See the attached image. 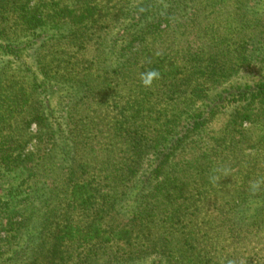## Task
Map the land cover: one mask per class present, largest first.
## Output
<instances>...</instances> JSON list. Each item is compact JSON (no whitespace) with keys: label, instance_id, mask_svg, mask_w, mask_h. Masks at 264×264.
Wrapping results in <instances>:
<instances>
[{"label":"trees","instance_id":"trees-1","mask_svg":"<svg viewBox=\"0 0 264 264\" xmlns=\"http://www.w3.org/2000/svg\"><path fill=\"white\" fill-rule=\"evenodd\" d=\"M0 58V264H264V0H0Z\"/></svg>","mask_w":264,"mask_h":264},{"label":"rangeland","instance_id":"rangeland-1","mask_svg":"<svg viewBox=\"0 0 264 264\" xmlns=\"http://www.w3.org/2000/svg\"><path fill=\"white\" fill-rule=\"evenodd\" d=\"M9 59L7 58H0V64H5ZM24 65H27L29 69H27V67H24ZM17 66L19 67L20 71H21V75L22 78L28 83H36L39 82V84H41V78L38 77L37 75V69L36 67L33 65V61H31V59L28 58H23L21 61H17ZM24 71V72H23ZM36 74V75H35ZM37 76V77H36ZM46 96L45 100H50V91H47V93L44 95ZM228 121V116H219L209 127L208 129L212 132H219L220 129H222L223 126H225L227 124ZM250 125H245L244 128H249ZM36 128L35 126L33 127L34 131ZM256 132H263L264 127L262 126H257L256 127ZM29 150L32 149V147L28 148ZM15 184L12 180L11 177L9 179L5 178V180H0V192H3V194H1V197H3L4 194H6L4 196V200H11L10 198V193H8L11 189H14L12 187H14ZM16 187V186H15ZM20 200V197L17 198V200ZM23 206V204H22ZM20 206V207H22Z\"/></svg>","mask_w":264,"mask_h":264},{"label":"clouds","instance_id":"clouds-1","mask_svg":"<svg viewBox=\"0 0 264 264\" xmlns=\"http://www.w3.org/2000/svg\"><path fill=\"white\" fill-rule=\"evenodd\" d=\"M158 76V73L155 71L148 72L146 75L142 76V82L145 86L150 85L153 78Z\"/></svg>","mask_w":264,"mask_h":264}]
</instances>
